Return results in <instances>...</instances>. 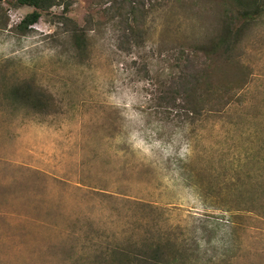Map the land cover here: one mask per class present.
Instances as JSON below:
<instances>
[{
  "label": "rangeland",
  "instance_id": "374dc122",
  "mask_svg": "<svg viewBox=\"0 0 264 264\" xmlns=\"http://www.w3.org/2000/svg\"><path fill=\"white\" fill-rule=\"evenodd\" d=\"M64 1L25 34L34 7L0 2V264H149L160 248L174 260L156 264H264V11L241 43L245 86L199 88L189 112L200 58L181 49L212 16L146 0L134 33L110 0ZM91 14L82 50L62 18ZM27 88L35 101L16 98Z\"/></svg>",
  "mask_w": 264,
  "mask_h": 264
},
{
  "label": "trees",
  "instance_id": "16d2710c",
  "mask_svg": "<svg viewBox=\"0 0 264 264\" xmlns=\"http://www.w3.org/2000/svg\"><path fill=\"white\" fill-rule=\"evenodd\" d=\"M4 0H0L2 2ZM18 5H29L34 9L28 13L16 26L21 33H28L31 27L37 23L43 16V11L49 10L54 6L64 5V0H14ZM161 1V2H160ZM167 3L168 0H157V3ZM108 8L112 10L111 18L123 17L128 23L132 32H142V19L145 14L153 7L146 0H110ZM179 6H185L199 12L205 16H212V30L209 38H195L190 45H184L181 51L187 50L192 59H200L198 67H195L184 81L181 82V89L185 92V98L188 102L189 112L197 111L193 106L196 91L199 88L220 89L224 85L229 88L243 87L247 82L248 72L244 66L240 65L239 57L241 55V43L247 34L249 25L255 22L264 11V0H177ZM149 4V5H148ZM66 12V10H65ZM207 16V17H208ZM202 17V16H201ZM70 18L73 21V39L75 46L84 49L87 34L92 29L91 25L98 23L95 21L93 14L87 18V24H79L73 17L66 15L62 19ZM201 57H205L204 60ZM201 60V62H200ZM179 90V91H180ZM26 92L14 90L16 98L19 96L25 100L35 101L37 95L32 93L31 88ZM145 256L152 259L149 264H156L160 260L170 263L174 260L173 252L167 248H160L155 253H144Z\"/></svg>",
  "mask_w": 264,
  "mask_h": 264
},
{
  "label": "clouds",
  "instance_id": "9594fccd",
  "mask_svg": "<svg viewBox=\"0 0 264 264\" xmlns=\"http://www.w3.org/2000/svg\"><path fill=\"white\" fill-rule=\"evenodd\" d=\"M109 100L116 104L117 106L123 105L124 107H127L128 109H131L132 106V99L128 98L127 103H125L121 98H118L116 96H112L109 98ZM132 118H135L138 116V113H129ZM129 143L132 144V147L134 149H141L144 153L151 154V147L148 145L145 140L140 136L138 132H133L129 138ZM156 146H159V142H157ZM174 149L170 145L168 149H166V155L172 154ZM192 154V146L191 143L188 140H184L182 143L179 144V151L177 155L180 157V159L186 160L190 155Z\"/></svg>",
  "mask_w": 264,
  "mask_h": 264
}]
</instances>
